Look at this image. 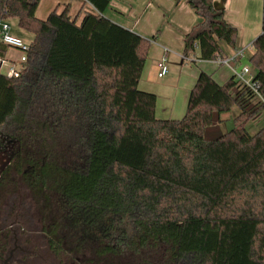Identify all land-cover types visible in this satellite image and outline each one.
Wrapping results in <instances>:
<instances>
[{"label": "trees", "instance_id": "1", "mask_svg": "<svg viewBox=\"0 0 264 264\" xmlns=\"http://www.w3.org/2000/svg\"><path fill=\"white\" fill-rule=\"evenodd\" d=\"M40 2L0 0V24L34 35L20 75L0 73V157L11 158L0 184L30 189L45 233L94 225L91 240L51 248L103 250L97 264L146 251L155 264H264V127L248 129L264 112V0L249 59L257 92L202 72L181 120L157 119V96L139 89L150 43L106 16L113 0H83L80 22L71 5L40 19ZM215 3L188 1L203 21L185 51L203 61L225 56L222 43L237 49ZM9 48L0 41V59Z\"/></svg>", "mask_w": 264, "mask_h": 264}, {"label": "rangeland", "instance_id": "2", "mask_svg": "<svg viewBox=\"0 0 264 264\" xmlns=\"http://www.w3.org/2000/svg\"><path fill=\"white\" fill-rule=\"evenodd\" d=\"M54 1H65L72 3L73 10L77 13L82 4V0H43L38 11L37 17L45 19L48 14L44 12L48 6L52 7ZM189 0H113L110 9L106 15L116 19L122 24L129 25L134 29H139L138 24L141 22L144 27V33H140L146 42L150 43L148 55L145 60V67L139 82V89L145 92L153 93L157 96L156 117L157 119L167 120H181L185 117L188 109V88H194L196 84V70L197 64L192 55L181 65V59L176 57L178 48L181 46L180 36L185 30L183 25L188 23L190 15L198 16L188 4ZM184 12H193L190 15ZM249 22L254 26L262 29L263 22V0H254L249 8ZM74 16V15H73ZM13 21V20H11ZM10 21V24H11ZM81 21V20H80ZM120 25V24H119ZM16 26V25H14ZM122 26V25H121ZM140 26V27H142ZM11 34H13L11 32ZM138 34V33H137ZM156 40V41H155ZM28 43L26 40H24ZM225 44L222 43V46ZM169 51L168 62L170 63V73L164 79H159L157 70L154 67V61L159 56H164V50ZM14 58L18 62L21 57V52L15 50ZM197 52V50H196ZM254 52L248 51L245 53V59L242 61L243 66L249 67L251 73L254 75L255 71L249 63V57ZM8 60V59H7ZM10 61H6L9 64ZM19 65V63H17ZM7 66V65H6ZM4 66V69H6ZM239 109L234 107L231 112L222 116L223 122L219 126L223 133H226L234 128L235 117L239 114ZM264 127V112L254 121L248 124V129L251 134L257 133ZM19 183V179L15 178ZM10 177H7L3 184H0V264L6 260L9 251L16 246L23 247L21 241L16 242L17 238H26L28 241L27 247L30 249H46L48 248V241L40 234L45 232L46 220L43 215L38 212L35 201L33 200L30 189L24 187L19 183L15 189H11ZM20 211L19 217H15V212ZM33 217V222L31 216ZM22 235V237H21ZM67 249V248H65ZM140 256L131 255L125 256L116 263L118 264H155L156 258L153 255H148L150 251L143 252ZM49 258L45 264H57L52 261V256L46 254ZM36 264H43V262H36ZM97 264V263H96ZM100 264H112V259L109 262L102 261Z\"/></svg>", "mask_w": 264, "mask_h": 264}, {"label": "crops", "instance_id": "3", "mask_svg": "<svg viewBox=\"0 0 264 264\" xmlns=\"http://www.w3.org/2000/svg\"><path fill=\"white\" fill-rule=\"evenodd\" d=\"M43 0H41L40 5L42 3ZM254 0H215V2L218 3L220 8H223L225 10V20L230 23L231 25L235 26L238 30H239V38L237 41V49L234 50L233 48L224 45L223 50L225 53V56L223 57H229L232 58L238 51H243V55L242 57H239L235 62H232V66H235L238 70H242L241 66H242V61L245 59V53L250 51L254 52V47H253V43L254 41L257 39V37L262 33V29H260L257 25L254 26L253 23L249 22V8H250V4L253 3ZM39 5V7H40ZM68 5H71V12L74 16H78L80 14L79 17V22L80 20L83 19L84 16V12H86V8L84 9V7L86 6L82 0V4L80 6V9L77 13H75V11L73 10V5L70 2H66L65 3H61L60 1H54L53 6L50 7L48 6L46 10H44V12H47L45 14H48L56 9L59 8V12H61L64 8H66ZM189 4H185L184 7H188ZM39 9V8H38ZM38 11V10H37ZM184 13H188V15H190L193 12H184ZM106 14V13H105ZM47 15V16H48ZM107 16V15H106ZM191 17L189 18L188 23H185L183 25L184 27V33L182 36H180V41H181V47L178 48L177 53H174V55L178 58L181 59V65H183L185 63V61L188 62V58H190L192 55L194 56L193 58H196V61L192 60L193 63L197 64L196 70H194V74L196 76V78L198 79L199 75L202 72H206L210 75H212V77L215 79V81L219 84H225L229 79H231L232 77H234L233 74V70L231 68V66L228 65H218L215 61H203L199 59L200 56V51L198 48H196L194 51H191L190 53H186L185 51V36L186 34L190 33L191 30L193 29L194 26H196L198 23L202 22V18L198 15V16H193L190 15ZM109 19H111L112 21H114L117 24L122 25L125 28H128L138 34L140 33H144V27L142 26L141 22L138 24V28L139 29H134L133 27H130L129 25H125L120 23L119 21H117L116 19H113L112 17L107 16ZM47 18V17H46ZM45 18V19H46ZM11 21V20H9ZM263 23V22H262ZM16 25V26H14ZM11 26H12V33L13 35L26 40L29 44L33 41L34 39V35L31 33H28L27 31L19 28L18 26V21L16 19H13V21H11ZM142 26V27H140ZM156 41V40H155ZM164 50V56H159L157 59H155L154 61V67L157 70V76H158V63L159 61L163 58V57H167V59L169 58V51H165V47H163ZM197 50V52H196ZM17 53L15 51V49L9 48L5 59L6 61H10V62H17L16 59L14 58V54ZM252 56V55H251ZM250 58V57H249ZM8 59V60H7ZM169 64V72L170 73V63ZM246 67V66H243ZM4 68V67H3ZM167 74V75H168ZM164 76L162 78L158 77L159 79H164ZM197 82V80H196ZM193 89V88H192ZM192 89L189 87L188 88V92L190 90V92L188 93L190 96V93L192 91ZM188 101H189V97H188ZM162 120V119H160ZM167 120V119H164Z\"/></svg>", "mask_w": 264, "mask_h": 264}, {"label": "flooded vegetation", "instance_id": "4", "mask_svg": "<svg viewBox=\"0 0 264 264\" xmlns=\"http://www.w3.org/2000/svg\"><path fill=\"white\" fill-rule=\"evenodd\" d=\"M7 158L0 157V177L2 173L1 171L3 164L6 162ZM20 213L18 209V214ZM16 213L15 217H19ZM33 222L32 215L30 216ZM88 232H74V233H45L42 232L40 235L45 238L48 242L51 239H59L66 238L70 240H91L94 237V225L89 222L88 224ZM22 237V235H21ZM16 242L21 241L23 247L16 246L14 249L9 251V255L3 264H36V262H43L45 264L49 261V258H46V254H50L52 256V261L58 262L57 264H96L97 258L96 254L104 252L103 250H96L95 248H72V249H52L50 243H48V248L46 249H30L27 247V243H23L26 238H17L15 235ZM28 241V240H26ZM27 244V245H26ZM105 253V252H104ZM109 255V253H107ZM105 255V257L107 256Z\"/></svg>", "mask_w": 264, "mask_h": 264}, {"label": "built area", "instance_id": "5", "mask_svg": "<svg viewBox=\"0 0 264 264\" xmlns=\"http://www.w3.org/2000/svg\"><path fill=\"white\" fill-rule=\"evenodd\" d=\"M12 26L10 21H3L0 24V41L9 46L12 49L21 52V57L18 62H10L6 64V60L0 59V73H3L9 77H18L23 68V65L27 62V54L30 49V44L26 43L23 39L11 34ZM167 52L168 50L165 49ZM243 51H238L232 58L218 56L213 61L218 65L231 66L234 77L237 81L251 87L257 92V84L254 82V75L251 73L249 67H244L242 70H238L235 66H232V62H235L239 57H242ZM19 63V65H17ZM7 65V66H6ZM6 66V69L3 67ZM158 77L162 78L169 72V64L167 57H163L158 63ZM261 101L264 103V96L259 94Z\"/></svg>", "mask_w": 264, "mask_h": 264}, {"label": "water", "instance_id": "6", "mask_svg": "<svg viewBox=\"0 0 264 264\" xmlns=\"http://www.w3.org/2000/svg\"><path fill=\"white\" fill-rule=\"evenodd\" d=\"M215 6L219 7V5H218L217 2L215 3ZM219 8H220V7H219ZM221 9H223V8H221ZM10 161H11V158H7V159H6V162H5V163H2V164H3V167H2V169H1V171L5 170V168L8 166V164L10 163Z\"/></svg>", "mask_w": 264, "mask_h": 264}]
</instances>
